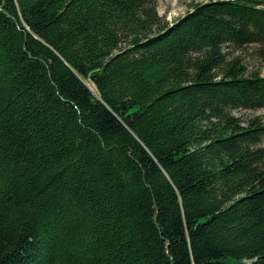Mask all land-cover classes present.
I'll use <instances>...</instances> for the list:
<instances>
[{
  "label": "trees",
  "instance_id": "16d2710c",
  "mask_svg": "<svg viewBox=\"0 0 264 264\" xmlns=\"http://www.w3.org/2000/svg\"><path fill=\"white\" fill-rule=\"evenodd\" d=\"M250 47L264 0H0V264H264Z\"/></svg>",
  "mask_w": 264,
  "mask_h": 264
},
{
  "label": "rangeland",
  "instance_id": "374dc122",
  "mask_svg": "<svg viewBox=\"0 0 264 264\" xmlns=\"http://www.w3.org/2000/svg\"><path fill=\"white\" fill-rule=\"evenodd\" d=\"M159 16L168 23H174L179 18L191 10L192 6L197 3H205L211 0H153ZM255 47V46H254ZM254 47L246 50H231L230 58H240L246 67L248 74L257 73L264 75V57L261 56ZM96 92L95 87L93 86ZM234 115L242 120L249 121L259 118L264 121V109L257 111H235ZM264 147V141L262 143Z\"/></svg>",
  "mask_w": 264,
  "mask_h": 264
},
{
  "label": "water",
  "instance_id": "95a60500",
  "mask_svg": "<svg viewBox=\"0 0 264 264\" xmlns=\"http://www.w3.org/2000/svg\"><path fill=\"white\" fill-rule=\"evenodd\" d=\"M94 91V90H93ZM94 93H95V91H94Z\"/></svg>",
  "mask_w": 264,
  "mask_h": 264
}]
</instances>
